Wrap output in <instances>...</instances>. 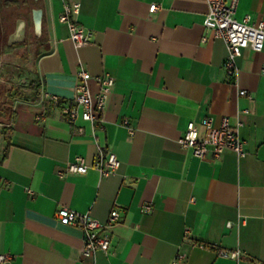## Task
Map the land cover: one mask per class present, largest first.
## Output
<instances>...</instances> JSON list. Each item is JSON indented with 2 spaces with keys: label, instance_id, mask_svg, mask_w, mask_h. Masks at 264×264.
<instances>
[{
  "label": "crops",
  "instance_id": "obj_1",
  "mask_svg": "<svg viewBox=\"0 0 264 264\" xmlns=\"http://www.w3.org/2000/svg\"><path fill=\"white\" fill-rule=\"evenodd\" d=\"M75 2L73 18L91 33L82 46L59 19ZM9 9L20 17L6 46L36 43L38 97L13 98L0 120V255L10 256L0 264H264V47L243 48L229 77L224 41L203 26L205 0H18ZM245 16L264 20V0H239L235 18ZM81 70L94 92V76L114 78L94 123L61 111ZM206 116L239 124L243 156L200 158L179 146L187 122ZM110 153L119 164L102 175L94 164ZM76 156L87 171L59 176ZM62 206L105 224L107 253L83 254V230L57 217Z\"/></svg>",
  "mask_w": 264,
  "mask_h": 264
},
{
  "label": "built area",
  "instance_id": "obj_2",
  "mask_svg": "<svg viewBox=\"0 0 264 264\" xmlns=\"http://www.w3.org/2000/svg\"><path fill=\"white\" fill-rule=\"evenodd\" d=\"M207 11L204 15L203 26L210 30L214 37L221 38L227 49L223 60V68L229 77H233L238 68L237 59L241 55L242 49L250 47L255 51H260L264 47V20L250 22L249 16L242 20L235 18L239 0H205ZM79 2L73 4L64 3L63 11L59 19L66 22L69 28L70 38L75 46H82L90 41L91 33L84 28L73 14L79 11ZM158 5L151 3L149 11L153 12ZM264 72V69H262ZM80 81L74 88L73 105H64L61 111L65 119L70 123H75L77 119L90 121L92 123L99 119L102 110L105 108L110 90L114 84V78L110 74H101L94 76L97 84V90L94 92L89 86L91 75L85 70L79 72ZM240 95H247V91L240 89ZM48 100L58 103L60 100L56 95H48ZM128 124V120L123 121ZM81 130V129H80ZM130 133L133 132L129 127ZM178 144L181 148H191L193 154L204 158L207 155L218 157L225 150L233 151L237 156H243L244 141L239 133V124H232L228 116H221L217 122L211 116L203 117L198 122L189 120L186 124L184 133L178 138ZM119 161L114 153H110L106 158L100 156L95 162L102 175H107L115 170ZM88 164L82 156H76L69 162L63 172L85 173ZM150 206L143 207L144 212L150 211ZM57 217L65 223L73 226H79L83 230V254L87 255L98 250L107 253L109 248V237L100 233L105 227L97 219L87 213H79L66 206L60 207L56 212ZM118 218L116 209H112L109 214V220L114 221ZM219 254L224 257L238 259L240 251L222 249ZM9 255L1 254L0 261H7ZM173 264H176L174 262Z\"/></svg>",
  "mask_w": 264,
  "mask_h": 264
},
{
  "label": "rangeland",
  "instance_id": "obj_3",
  "mask_svg": "<svg viewBox=\"0 0 264 264\" xmlns=\"http://www.w3.org/2000/svg\"><path fill=\"white\" fill-rule=\"evenodd\" d=\"M36 43L27 38L24 43L5 46L0 54V101L18 97H31L36 82L32 75ZM17 92V93H18Z\"/></svg>",
  "mask_w": 264,
  "mask_h": 264
},
{
  "label": "trees",
  "instance_id": "obj_4",
  "mask_svg": "<svg viewBox=\"0 0 264 264\" xmlns=\"http://www.w3.org/2000/svg\"><path fill=\"white\" fill-rule=\"evenodd\" d=\"M18 0H0V54L3 50V48L7 45V41H8V37L10 35V30H11V23L10 21L12 20V18H14V23L16 21L17 18H19L20 16H16V12H12L11 9H9V6L12 5H17ZM7 8L9 10H7ZM24 43V42H22ZM31 86L35 88L34 92L32 93L31 97H19V92H15V95L18 96L19 98H23V99H36L38 97V85L36 82H31ZM12 99L8 101L5 100H1L0 101V120H6V118H9L12 114ZM6 154V152H5Z\"/></svg>",
  "mask_w": 264,
  "mask_h": 264
},
{
  "label": "water",
  "instance_id": "obj_5",
  "mask_svg": "<svg viewBox=\"0 0 264 264\" xmlns=\"http://www.w3.org/2000/svg\"><path fill=\"white\" fill-rule=\"evenodd\" d=\"M34 12H35V15L37 16V22H36V27L35 28L37 30H40V22H39V18H38L39 15H40V11L39 10H35Z\"/></svg>",
  "mask_w": 264,
  "mask_h": 264
}]
</instances>
